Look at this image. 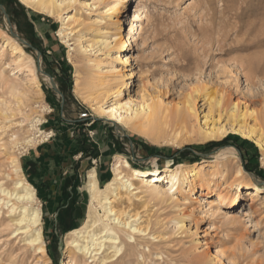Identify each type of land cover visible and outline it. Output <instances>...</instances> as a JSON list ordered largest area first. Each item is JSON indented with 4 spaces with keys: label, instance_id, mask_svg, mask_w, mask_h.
Instances as JSON below:
<instances>
[{
    "label": "rangeland",
    "instance_id": "rangeland-1",
    "mask_svg": "<svg viewBox=\"0 0 264 264\" xmlns=\"http://www.w3.org/2000/svg\"><path fill=\"white\" fill-rule=\"evenodd\" d=\"M61 1L58 14L48 15L19 0H0V183L9 186L12 162H16L34 189V207L42 212L43 200L25 169V164L34 160L25 159L49 140V160L45 161L51 160L55 166L46 167L41 161L37 167L47 169L46 178L49 169L58 168L60 175L49 178L50 186L56 185L61 193L51 221L42 213L45 255H25L18 244L21 235L10 239L9 230L0 234V264H68L73 249L66 250L64 242L67 233L79 227L85 217L87 176L95 171L102 187L113 177L117 157L133 170L161 168L170 161L171 168L182 165L202 169L204 175L215 170L222 175H216L210 186L200 182L188 191L184 185L171 199L151 203L148 233L161 239L148 243L146 237L147 242L141 241L137 250L142 260L131 257L130 264H264V151L233 132L226 136L240 140L230 139L227 145L212 149L203 146L226 136L212 141L188 139L179 146L148 142L131 128L95 114L94 103L90 98L84 100L74 85L76 70L84 83L91 76L99 79L95 76L98 65L104 70L110 61L117 64L118 57L126 54L130 62L122 67L124 78L113 81L125 83L118 98L121 104L131 100L135 109L142 100L149 104L160 101L173 111L192 96L198 125L203 127L204 115L216 127L245 123L264 141V0ZM69 17L77 19L69 27L78 30L77 36L70 38L71 46L59 37L60 30L66 31ZM118 19L124 31L115 36ZM127 36L130 50L123 53ZM103 40L110 47L119 43L110 49L109 57L100 43ZM14 44L32 60L27 68L20 70L12 61ZM82 45L88 46L86 53L76 52ZM30 73L38 88L30 82ZM116 101L111 98L103 106L109 108ZM217 102L220 106L208 110ZM84 113L87 118L82 119ZM35 120L40 124L31 127ZM6 126L11 127L4 133ZM53 126L61 129L52 133ZM11 135H16L15 141ZM30 138L34 139L31 146L23 142ZM226 148L234 152L225 151L218 157ZM237 167L244 171L239 181L234 174ZM236 182L240 183L239 195ZM254 186L261 188V193L252 200L245 196V189ZM219 193L227 194L228 199L238 196V204H224L211 215L207 201ZM232 218L242 221L232 226ZM177 221L182 222L181 227L177 228Z\"/></svg>",
    "mask_w": 264,
    "mask_h": 264
},
{
    "label": "bare ground",
    "instance_id": "bare-ground-1",
    "mask_svg": "<svg viewBox=\"0 0 264 264\" xmlns=\"http://www.w3.org/2000/svg\"><path fill=\"white\" fill-rule=\"evenodd\" d=\"M19 1L35 12L48 15H57L62 2L61 0ZM76 21L75 17L67 18L64 24L67 28L66 31H59V37L69 46L72 45L69 43L70 38L77 36L78 32V30H74L69 26L71 23H76ZM117 24L118 34L115 36L124 31L121 19L117 20ZM100 43L107 48L108 57L110 56V49L114 50L119 47L117 41H115L113 47H110L107 40ZM129 46L130 40L127 36L123 42L121 52H128L130 50ZM87 47L78 46L76 52L86 53ZM11 53L14 58L12 61L18 64L20 70L27 68L32 63L30 57L18 45L14 44ZM69 60L72 61L71 57ZM118 61L117 64L110 61L104 70L98 65L96 67L98 74L96 73L95 76L100 78L96 79L91 76L87 81L88 83L86 81L84 83L78 70L75 71L74 85L79 95L84 100L90 98L94 103L93 111L98 116L105 117L115 122V124L131 128L134 133L151 143H167L171 146H179L188 139L192 141L220 140L229 132H233L251 141L261 152L264 151L262 135L259 136L252 127H247L245 123L229 124V127H226L227 125L216 127L215 122L211 121L209 123V116L204 115L203 127L198 125L195 99L192 96L190 98L188 96L189 99L173 111H170L160 101L157 104L154 103V105L142 100L140 104L134 106L135 109L132 107L133 101L131 102V100L121 104L118 102V98L121 97V88L125 86V83H113V81L123 80L122 67L127 66L130 61L126 54L119 56ZM30 74L32 76L29 78L30 82L38 88L39 84L32 73ZM112 77L115 78L111 79ZM96 94L98 95L95 96ZM111 98H116L117 101L109 108L104 107V103ZM214 106H220V102L210 105L208 110H211ZM7 111L11 112L13 109L7 108ZM39 124L40 120H35L31 127L33 125L37 127ZM11 126H6L2 132L8 131L7 129ZM18 126L21 127V124ZM15 139L16 135L11 138L14 141ZM23 142L30 145L34 142V139H23ZM233 150L232 148H226L217 156L224 155L225 151L234 152ZM169 165L170 161H165L164 166L161 168L133 170L129 167L127 161L117 157L113 164V177L102 187H99L95 171L89 173L87 176L89 181L86 186L88 201L85 217L79 227L67 233L64 242L66 250L73 249L68 255V264H87V261L92 264H110L113 261H118L116 264H130L129 258L131 257L141 258L142 260V254L137 250V246H142L140 242H147L146 237L148 243L149 241L159 242L161 239L159 235L154 236V234L148 233L151 225L150 215L147 211L148 206L151 203H163L166 198L171 199L173 193L179 191L184 185L188 187V191L192 190L194 184L200 182L210 186L212 179L220 173L215 170L214 173L204 175L202 169H185L182 165L171 168ZM11 171L13 175L10 176L9 186L3 187L0 183V234L4 235V232L10 230V239H16L21 235L22 239H18V244L19 248L25 251V255L31 253L45 255L42 212L39 208L34 207L37 201L34 189L26 183L20 173L19 166L14 161L12 162ZM234 174L237 181L244 177V171L241 167H237ZM220 176L222 177L221 173ZM239 186L240 183L236 182L234 188L238 195L240 194ZM260 193L261 188L257 186H254L251 190L245 189V196H249L252 200L257 198ZM226 195L219 193L216 197L209 198L207 204L211 215L219 212L224 204L231 207L238 204V196L228 199L229 197L227 198ZM241 221L238 218H232L229 224L233 226ZM181 223L179 221L175 222L177 228L182 226ZM151 242L150 244H152Z\"/></svg>",
    "mask_w": 264,
    "mask_h": 264
},
{
    "label": "crops",
    "instance_id": "crops-1",
    "mask_svg": "<svg viewBox=\"0 0 264 264\" xmlns=\"http://www.w3.org/2000/svg\"><path fill=\"white\" fill-rule=\"evenodd\" d=\"M75 127L77 128V126H73V128ZM51 128H52L51 130L52 133H54V131L56 132L59 131V129H61L60 126H53ZM53 140L54 139H52V141ZM48 141L45 142L44 144L38 145L37 148L31 152V154L29 153L25 161L34 160L35 163L34 162L31 163L29 164V166L25 164V169L29 170L28 173L29 179L32 182V184L37 188L38 196L43 200V204H44V207L42 208L43 218H45V220L47 221H51L53 216L56 214L57 211L56 201L60 198L61 193L57 192L56 185L50 186V184H52L53 182L49 177L59 176L60 173H58V168L55 171L49 169L50 176L46 178L45 176L47 175L45 174L47 172V169L45 168V170L42 171L40 168L37 167V163L41 161L43 162V165H45L46 167H52L53 169V167L55 166L51 160L48 162L45 161V160H49L48 150H49L50 142ZM105 155L106 152L104 153V156ZM31 169H34V171H31ZM102 179L105 178L102 177ZM48 229L52 231L51 227H48ZM43 232H44V226H43Z\"/></svg>",
    "mask_w": 264,
    "mask_h": 264
},
{
    "label": "trees",
    "instance_id": "trees-1",
    "mask_svg": "<svg viewBox=\"0 0 264 264\" xmlns=\"http://www.w3.org/2000/svg\"><path fill=\"white\" fill-rule=\"evenodd\" d=\"M230 139L234 142V141H237V140H240L238 137H236V136H234V137H230V136H226L224 139H222L221 141H219V142H208V143H206L204 146H203V148H205V149H212L213 147H217V146H223V145H227L228 144V141H230ZM235 146V145H234ZM84 146H83V144H81V146H80V149H84L83 148ZM237 149H238V147L237 146H235ZM82 151V150H81ZM83 153V152H82ZM83 155H84V153H83ZM261 175V174H260ZM259 175V176H260Z\"/></svg>",
    "mask_w": 264,
    "mask_h": 264
},
{
    "label": "built area",
    "instance_id": "built-area-1",
    "mask_svg": "<svg viewBox=\"0 0 264 264\" xmlns=\"http://www.w3.org/2000/svg\"><path fill=\"white\" fill-rule=\"evenodd\" d=\"M80 117H81L82 119H85V118H87V114H85V113H84V114H81ZM50 137H51V136H48V138H50Z\"/></svg>",
    "mask_w": 264,
    "mask_h": 264
},
{
    "label": "water",
    "instance_id": "water-1",
    "mask_svg": "<svg viewBox=\"0 0 264 264\" xmlns=\"http://www.w3.org/2000/svg\"><path fill=\"white\" fill-rule=\"evenodd\" d=\"M0 10L3 12V7L1 5H0ZM52 86H53V88H55L53 84H52Z\"/></svg>",
    "mask_w": 264,
    "mask_h": 264
}]
</instances>
